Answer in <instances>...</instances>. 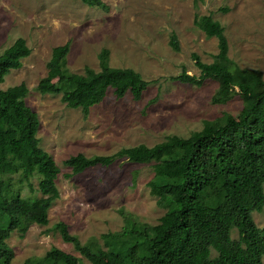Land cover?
<instances>
[{"label": "rangeland", "instance_id": "obj_1", "mask_svg": "<svg viewBox=\"0 0 264 264\" xmlns=\"http://www.w3.org/2000/svg\"><path fill=\"white\" fill-rule=\"evenodd\" d=\"M104 8L89 7L82 0H0V54L17 39L25 40L30 55L19 70H12L1 90L25 84L26 105L37 114L39 147L60 169L56 180L59 198L48 211L46 226L31 225L21 237L13 232L6 240L13 252L10 264H33L55 248L90 264L71 243L55 231L64 223L81 244L119 232L122 213L151 226L158 224L165 209L150 194L152 165L117 160L108 167L96 166L72 178L63 162L69 157L112 155L123 148L152 147L169 136L187 138L200 131L205 121L223 114L235 118L242 108L238 94L219 88L212 80L201 86L172 81L182 71L198 77L192 55L211 63L217 54L215 38H206L194 24L195 15L210 16L221 24L228 41V56L241 69L259 71L264 79V0H101ZM177 37L179 52L170 47ZM69 45L65 67L74 74L85 68L101 70L99 54L108 50L107 65L129 68L148 83L139 101L130 93L117 99L108 90L105 99L85 117L69 109L61 95H43L36 90L47 74L53 48ZM232 95L214 102L219 94ZM14 188L23 197L39 198L38 177ZM258 228H264V208L253 213ZM235 238V234H233ZM264 264V257L262 258Z\"/></svg>", "mask_w": 264, "mask_h": 264}, {"label": "trees", "instance_id": "obj_2", "mask_svg": "<svg viewBox=\"0 0 264 264\" xmlns=\"http://www.w3.org/2000/svg\"><path fill=\"white\" fill-rule=\"evenodd\" d=\"M89 7L104 8L101 0H82ZM197 5L203 0H193ZM194 26L206 38H215L217 54L204 63L193 54L200 75L185 71L172 81L201 86L212 80L221 89L240 96L242 108L235 118L228 114L205 121L200 131L187 138L169 136L152 147L137 145L107 156L77 154L63 162L71 170L67 178L96 167H108L125 159L129 163L153 164L150 194L165 209L158 224L151 226L122 213L121 231L99 236L106 248L92 238L81 244L64 223H57L63 242L71 243L90 264H263L264 228H258L253 213L264 208V79L259 71L239 68L228 56V41L221 24L210 16L195 15ZM179 52L177 37L169 41ZM69 45L53 48L47 74L36 90L43 95H61L69 109L86 117L108 92L122 99L130 93L139 101L148 83L129 68L107 65L108 50L99 54L101 70L85 68L74 74L65 67ZM30 55L25 40L17 39L0 54V84L12 70L22 67ZM25 84L0 89V264H10L13 252L6 240L13 232L23 237L33 224L46 226L48 211L59 198L56 180L60 169L39 147L38 116L25 103ZM232 95L216 96L226 102ZM38 177L39 198L23 197L14 188ZM235 234V238H233ZM33 264H81L80 260L52 248Z\"/></svg>", "mask_w": 264, "mask_h": 264}]
</instances>
